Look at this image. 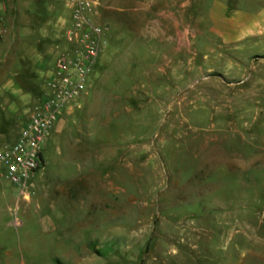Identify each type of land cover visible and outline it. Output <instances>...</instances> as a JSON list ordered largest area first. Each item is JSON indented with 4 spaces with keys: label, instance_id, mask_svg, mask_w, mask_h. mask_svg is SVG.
Instances as JSON below:
<instances>
[{
    "label": "rangeland",
    "instance_id": "rangeland-1",
    "mask_svg": "<svg viewBox=\"0 0 264 264\" xmlns=\"http://www.w3.org/2000/svg\"><path fill=\"white\" fill-rule=\"evenodd\" d=\"M96 2L106 47L88 95L52 124L27 199L0 166V264H264V34L227 41L215 0ZM16 47L0 49L2 133L7 70L35 60L30 40Z\"/></svg>",
    "mask_w": 264,
    "mask_h": 264
},
{
    "label": "crops",
    "instance_id": "crops-1",
    "mask_svg": "<svg viewBox=\"0 0 264 264\" xmlns=\"http://www.w3.org/2000/svg\"><path fill=\"white\" fill-rule=\"evenodd\" d=\"M211 12L215 16L216 29L222 31L229 42L250 34H264L263 10L248 15L239 10H230L227 4L215 0ZM70 24L71 8L64 0H0V43L5 36L8 37L7 44L3 48V45L0 46V49L5 48V60L17 49L19 39L30 40L35 58L33 64L18 60L17 65L7 70L9 77L5 80V102L9 99L10 106L9 110L5 106V127L8 126V131L15 132L14 128L27 103L36 104L39 97L50 93L45 78L53 72L55 58L61 53V43L64 42L61 33ZM47 56L49 59H44ZM19 58L24 60L22 55ZM92 75L89 76L83 97L89 93ZM8 131L2 133L0 128V137ZM18 132L19 128L16 136Z\"/></svg>",
    "mask_w": 264,
    "mask_h": 264
},
{
    "label": "built area",
    "instance_id": "built-area-1",
    "mask_svg": "<svg viewBox=\"0 0 264 264\" xmlns=\"http://www.w3.org/2000/svg\"><path fill=\"white\" fill-rule=\"evenodd\" d=\"M64 1L71 8V24L62 31L69 50L57 56L53 73L45 81L50 93L21 123L14 141L0 145L2 173L16 188L18 199L29 197L32 179L44 164L42 147L52 124L66 104L84 93L97 57L107 44L101 25L89 16L96 0Z\"/></svg>",
    "mask_w": 264,
    "mask_h": 264
}]
</instances>
